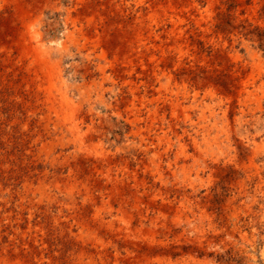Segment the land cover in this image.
<instances>
[{"label": "rangeland", "instance_id": "rangeland-1", "mask_svg": "<svg viewBox=\"0 0 264 264\" xmlns=\"http://www.w3.org/2000/svg\"><path fill=\"white\" fill-rule=\"evenodd\" d=\"M36 45L78 134L55 127ZM84 226L103 264L114 244L132 262L125 235L150 264H264V0H0V257L76 263Z\"/></svg>", "mask_w": 264, "mask_h": 264}, {"label": "bare ground", "instance_id": "bare-ground-1", "mask_svg": "<svg viewBox=\"0 0 264 264\" xmlns=\"http://www.w3.org/2000/svg\"><path fill=\"white\" fill-rule=\"evenodd\" d=\"M36 46H38V45H36ZM35 53L38 56V59L37 60L39 61L41 70L45 73V77H46V80H45V91H46V98H45L46 100H45V103L47 104V108H48L49 114L50 115L53 114L55 116V118H56L55 120L57 122V125H55V127L59 128V129H63V128L66 127L67 129H69V131L71 132L72 135H75V134L80 133L81 132V128H80V124H81V120H80V106L75 103V101L73 100V98H71V96L68 93L69 90H67L66 84H65V82L63 80V72H62L61 65L57 61H55V62L54 61H51L49 59V57H48L47 52H45V50L41 46H38L35 49ZM252 80H253L252 82H248V83L251 86H254L256 84V81H255V79H252ZM260 83H262V82H260ZM40 84H42V83H40ZM243 87H244L245 93H247L248 95H251L252 94L251 92H249L248 90H246L247 85H244ZM173 89L174 88H172L170 86H169V88H167V90H169V92H168L169 95H173ZM208 94L211 95V96H214L213 93H208ZM168 99H169V101L171 103L172 108L175 109L178 106V102L176 100H172L171 97H169ZM132 114H135V113L133 112ZM199 124H201V123H199ZM207 126H210V125L209 124L201 125L200 126V129H205ZM160 140H161V138L157 136V137L151 138L146 145H144V146L140 145L138 147V149H136V151H135V154L137 155V157H139L138 158L139 161H140V158H141V161L143 163L146 160V158H148V160L151 159V162L154 163V158L156 157V155H153L151 158L148 157V156L153 151L152 150V147H155L156 144L159 146V144L161 142ZM82 144H83V142H82ZM168 151H170V150L168 149ZM104 159H106V158H104ZM141 161H140V163H141ZM108 170H110V169H108ZM174 174H175V172H173V175ZM112 195H113V193H112ZM165 200H167V198ZM165 200L162 199V205L165 204ZM89 201H90L91 207L93 208L95 206V204H96V201H94V199H92V198H90ZM150 202H151V206H149V207H151V208L153 207L152 208L153 212H155L156 214H159L160 215V210H163L164 208L163 207H159L158 208V211H156L157 206H156V204H154L156 202V197L154 196L150 200ZM106 204H107V202H106ZM169 205H170V203H169ZM95 211H97V210H95ZM184 211L186 212V210H184ZM118 212H119V210H118ZM95 216H96V219L97 220L100 219V218L99 219L97 218V216H98L97 213H95ZM122 217L126 220V222L129 225H130L131 221L133 220L132 219L130 221L127 218L129 216L126 217L125 215H123ZM146 217H148V216H146ZM187 217L188 216H186V218ZM116 218H118V217H116ZM145 218L144 219L141 218V221L145 220ZM150 218H152V217H150ZM153 218H155V217H153ZM99 221L103 222L104 220H103V218H101V220H99ZM151 222H152V220H151ZM155 222L156 221H154V224H155ZM75 223L77 224L78 222H75ZM128 224H126V225H128ZM109 226H110V224H109ZM155 226L157 227V225H155ZM155 229L156 228L154 227V229L152 231H150V234H149V235L152 236L153 241H154L155 236L158 235V233L156 232ZM67 233H68L67 234V237H68L67 239L68 240L66 239V242H68V245L70 247L74 248V250H76L77 252L80 253V254L78 253V255L75 256L74 259H75L76 263L74 262L73 264H103L101 253L100 252H97L98 250L95 248L96 247L95 244H96V241H97L95 239L97 238V236L92 232V230L88 226H84L81 229V231H79L78 233H74L71 229L68 230ZM88 237H91L92 239H90ZM122 241H123L124 245L126 246V249L124 248L125 249L126 257H131L132 258V262L130 264H150L151 263V261L148 258V256H145V255L144 256H141L142 257V259H141V258H139V255H136V254L134 255V251L133 250H131V251L128 250L127 246L129 247V246H132L133 245V243L130 241V236L129 235L128 236L125 235V237H124V239ZM153 243L156 244V245H152V242L151 243L150 242L148 243V250L149 251L155 250L154 247H160V248L163 249V251L165 249H169L170 250V248H171L168 245V242H166V241H157V242H153ZM88 244H91L92 247H94L95 254L89 253L90 251L87 248L88 247ZM118 245H120V244H116V245L114 244L113 245V249L115 251V254L113 255L114 264H122L121 261L124 260V257L118 251V249H119ZM92 247H90V248H92ZM200 250H201V248H200ZM74 252H70L69 253V257L72 256V255L74 256ZM77 252H75V253H77ZM9 255H10V253H9ZM12 255H14V254L12 253ZM77 259H78V261H77ZM0 263H2V264H26L25 263V260L22 259V258H20L19 256L17 258H15V259H10L8 257H3V258L0 257ZM195 263H196V260L193 259V257H191L189 259V261H188V264H195Z\"/></svg>", "mask_w": 264, "mask_h": 264}]
</instances>
